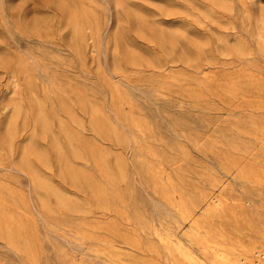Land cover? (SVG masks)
I'll list each match as a JSON object with an SVG mask.
<instances>
[{
  "label": "rangeland",
  "instance_id": "374dc122",
  "mask_svg": "<svg viewBox=\"0 0 264 264\" xmlns=\"http://www.w3.org/2000/svg\"><path fill=\"white\" fill-rule=\"evenodd\" d=\"M212 263L264 264V0H0V264Z\"/></svg>",
  "mask_w": 264,
  "mask_h": 264
},
{
  "label": "bare ground",
  "instance_id": "6f19581e",
  "mask_svg": "<svg viewBox=\"0 0 264 264\" xmlns=\"http://www.w3.org/2000/svg\"><path fill=\"white\" fill-rule=\"evenodd\" d=\"M214 259V258H213ZM213 264V263H212Z\"/></svg>",
  "mask_w": 264,
  "mask_h": 264
}]
</instances>
